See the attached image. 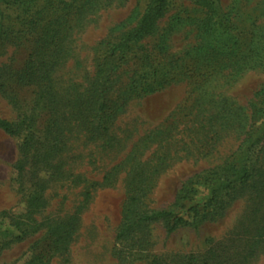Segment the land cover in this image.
Instances as JSON below:
<instances>
[{
  "label": "rangeland",
  "instance_id": "rangeland-1",
  "mask_svg": "<svg viewBox=\"0 0 264 264\" xmlns=\"http://www.w3.org/2000/svg\"><path fill=\"white\" fill-rule=\"evenodd\" d=\"M209 1L230 33L215 31L205 2L168 0L115 61L103 110L97 64L151 0H0V119L19 131L0 128V264H264V0ZM259 132L250 180L195 219L209 180L238 168ZM134 191L143 210L188 225L168 234L160 220L120 243Z\"/></svg>",
  "mask_w": 264,
  "mask_h": 264
},
{
  "label": "trees",
  "instance_id": "trees-1",
  "mask_svg": "<svg viewBox=\"0 0 264 264\" xmlns=\"http://www.w3.org/2000/svg\"><path fill=\"white\" fill-rule=\"evenodd\" d=\"M200 2H205L209 7V12L211 18L214 20V26L216 27L215 31L220 32L221 34H229L231 27L228 18L220 13L217 8L214 7L209 0H200ZM169 6L168 0H151L150 4L147 6L144 14L140 18L136 27L130 31L124 38L121 39L116 44H112L110 49L102 59V61L97 64L96 71V82L95 86L98 90V96L101 97L100 108L105 109L109 99V91L115 75V69L117 59L123 60L126 56L133 50L134 46L139 43L146 36L151 34L155 29L157 22L163 17L166 13ZM3 23L1 16L0 23V42L2 41L3 33ZM166 78L162 80H148L144 83L142 92L154 94L158 91L160 87H163L166 83ZM255 117V114H252V118ZM0 128L7 134L15 136L19 131L14 127V125L7 121L0 119ZM262 133L255 134L247 138L246 145L243 149V153L240 156L238 162L239 166L232 165L226 171V174L219 176L217 174L213 175L208 182L209 184V203L204 207L203 212L198 208H192V211L195 214V219L202 217V219L208 220L209 215H218L219 211H224L227 205V202L220 199L221 194L224 191L234 188L237 182L247 183L252 176L250 169L244 165V160L248 159L251 152L262 142L261 140ZM187 189L183 188L181 194L184 193ZM186 193V192H185ZM179 195L176 199V206L182 205V202L186 199L187 193L182 196ZM145 194H141L138 191H134L127 199V203L123 212V219L120 226V229L117 233V240L120 243H127L136 238L138 233L143 231L145 228L151 224L163 220L168 224V234H172L177 231L180 227L188 225V222L182 218L175 216L173 211H145L143 210ZM214 207L216 212L211 214L210 208ZM28 264H42L38 259H35ZM153 264H162L159 259H155Z\"/></svg>",
  "mask_w": 264,
  "mask_h": 264
}]
</instances>
